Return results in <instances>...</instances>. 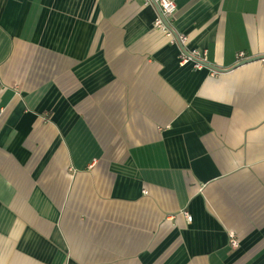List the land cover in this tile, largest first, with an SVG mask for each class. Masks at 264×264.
Listing matches in <instances>:
<instances>
[{"label":"crops","instance_id":"1","mask_svg":"<svg viewBox=\"0 0 264 264\" xmlns=\"http://www.w3.org/2000/svg\"><path fill=\"white\" fill-rule=\"evenodd\" d=\"M175 4L201 70L145 0H0V264H264V0Z\"/></svg>","mask_w":264,"mask_h":264},{"label":"built area","instance_id":"2","mask_svg":"<svg viewBox=\"0 0 264 264\" xmlns=\"http://www.w3.org/2000/svg\"><path fill=\"white\" fill-rule=\"evenodd\" d=\"M155 4V6L158 8V16L155 18L153 27L155 29L160 30L165 36L170 38V41L172 43H177L180 47V53L178 56V63L180 66L186 65V64H192L193 68L196 70H201L204 67V63L206 61V52L205 51H199V50H185V45L187 43V37L179 34L175 35L172 33L168 26V20L172 19L174 17V14L176 12V4L175 0H145V4ZM264 56V54L262 55ZM252 57L246 56L244 52H238L235 55V60L237 64L242 63L245 60H248ZM262 65H264V59H261L258 61ZM186 220L190 221L191 218L186 215ZM232 246L236 247L237 242L235 240L232 241Z\"/></svg>","mask_w":264,"mask_h":264},{"label":"water","instance_id":"3","mask_svg":"<svg viewBox=\"0 0 264 264\" xmlns=\"http://www.w3.org/2000/svg\"><path fill=\"white\" fill-rule=\"evenodd\" d=\"M261 59H264V56H257V57H252L248 60H245L243 61L242 63L238 64L237 67L239 66H242V65H246V64H249V63H254V62H258L260 61ZM205 65V64H204ZM206 66V65H205ZM208 67V66H207ZM213 70H216V71H221V70H217L216 68H211Z\"/></svg>","mask_w":264,"mask_h":264}]
</instances>
